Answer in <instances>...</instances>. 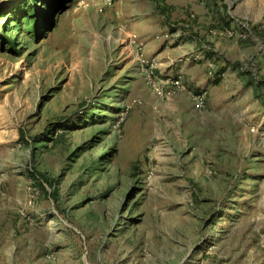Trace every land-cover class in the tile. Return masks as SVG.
<instances>
[{
    "label": "rangeland",
    "instance_id": "374dc122",
    "mask_svg": "<svg viewBox=\"0 0 264 264\" xmlns=\"http://www.w3.org/2000/svg\"><path fill=\"white\" fill-rule=\"evenodd\" d=\"M173 2L0 0V264H264V7Z\"/></svg>",
    "mask_w": 264,
    "mask_h": 264
},
{
    "label": "crops",
    "instance_id": "0c3cea01",
    "mask_svg": "<svg viewBox=\"0 0 264 264\" xmlns=\"http://www.w3.org/2000/svg\"><path fill=\"white\" fill-rule=\"evenodd\" d=\"M175 2L178 3V0H168V2ZM192 4V7L196 10L198 13V21L207 23V22H215L217 18L215 16L217 15H225L226 13V5L228 4L229 0H189ZM238 3V6L240 7V12H242V15L247 17L246 15L251 14L254 17L258 13L257 11L255 14L252 13V11L249 10H243L244 7H264V0H236ZM173 2V3H174ZM221 11L220 14H218V11ZM260 15L262 16L263 11L260 10Z\"/></svg>",
    "mask_w": 264,
    "mask_h": 264
},
{
    "label": "built area",
    "instance_id": "2783aa9c",
    "mask_svg": "<svg viewBox=\"0 0 264 264\" xmlns=\"http://www.w3.org/2000/svg\"><path fill=\"white\" fill-rule=\"evenodd\" d=\"M203 95L198 96V99L202 102L203 101Z\"/></svg>",
    "mask_w": 264,
    "mask_h": 264
},
{
    "label": "trees",
    "instance_id": "16d2710c",
    "mask_svg": "<svg viewBox=\"0 0 264 264\" xmlns=\"http://www.w3.org/2000/svg\"><path fill=\"white\" fill-rule=\"evenodd\" d=\"M238 64H239V62H235V63H234V65H237V67H238ZM257 93H258V92H257Z\"/></svg>",
    "mask_w": 264,
    "mask_h": 264
}]
</instances>
